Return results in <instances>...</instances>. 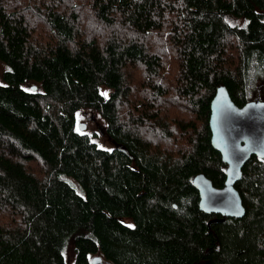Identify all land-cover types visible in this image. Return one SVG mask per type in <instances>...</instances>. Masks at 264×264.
Returning a JSON list of instances; mask_svg holds the SVG:
<instances>
[{
    "label": "trees",
    "instance_id": "1",
    "mask_svg": "<svg viewBox=\"0 0 264 264\" xmlns=\"http://www.w3.org/2000/svg\"><path fill=\"white\" fill-rule=\"evenodd\" d=\"M0 62V264H264V158L240 218L192 185L225 179L216 89L264 82V0H0Z\"/></svg>",
    "mask_w": 264,
    "mask_h": 264
},
{
    "label": "water",
    "instance_id": "2",
    "mask_svg": "<svg viewBox=\"0 0 264 264\" xmlns=\"http://www.w3.org/2000/svg\"><path fill=\"white\" fill-rule=\"evenodd\" d=\"M84 128V123L79 124L80 130ZM208 128L210 144L226 165L225 179L217 187L202 173L193 177L198 209L222 218H240L245 209L234 184L251 155L264 158V100L237 106L228 91L218 87L209 102Z\"/></svg>",
    "mask_w": 264,
    "mask_h": 264
},
{
    "label": "rangeland",
    "instance_id": "3",
    "mask_svg": "<svg viewBox=\"0 0 264 264\" xmlns=\"http://www.w3.org/2000/svg\"><path fill=\"white\" fill-rule=\"evenodd\" d=\"M229 23L230 24H237V25H243L244 23V20L243 19H234V18H229ZM6 69V66L0 62V82H1V73ZM250 89H249V98L254 101V100H258V101H263L264 100V82L259 80V79H256L254 80L253 82L251 81V84H250ZM100 93L103 95V96H107V95H104L103 93H107L108 94V90L105 89V88H100ZM86 120L83 119V117L81 116L78 120L79 123H82V122H85ZM91 128V123L89 121H87V127L86 129H90ZM75 188V190L80 193V190H79V187L78 185L76 184L75 181H73L72 179L68 178L67 179ZM125 222V221H124ZM127 223V221H126ZM98 264H106L104 263L103 261H100L98 262Z\"/></svg>",
    "mask_w": 264,
    "mask_h": 264
},
{
    "label": "snow or ice",
    "instance_id": "4",
    "mask_svg": "<svg viewBox=\"0 0 264 264\" xmlns=\"http://www.w3.org/2000/svg\"><path fill=\"white\" fill-rule=\"evenodd\" d=\"M104 95H107V93H103Z\"/></svg>",
    "mask_w": 264,
    "mask_h": 264
},
{
    "label": "flooded vegetation",
    "instance_id": "5",
    "mask_svg": "<svg viewBox=\"0 0 264 264\" xmlns=\"http://www.w3.org/2000/svg\"><path fill=\"white\" fill-rule=\"evenodd\" d=\"M252 156V155H251ZM220 216V215H219Z\"/></svg>",
    "mask_w": 264,
    "mask_h": 264
}]
</instances>
